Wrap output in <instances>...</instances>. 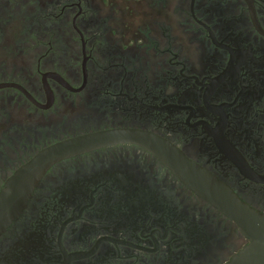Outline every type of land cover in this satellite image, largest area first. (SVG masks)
I'll return each instance as SVG.
<instances>
[{"label": "flooded vegetation", "instance_id": "af4514ba", "mask_svg": "<svg viewBox=\"0 0 264 264\" xmlns=\"http://www.w3.org/2000/svg\"><path fill=\"white\" fill-rule=\"evenodd\" d=\"M114 129L159 143L49 166L0 264H228L250 239L192 180L264 213V0H0V194L43 150Z\"/></svg>", "mask_w": 264, "mask_h": 264}, {"label": "water", "instance_id": "95a60500", "mask_svg": "<svg viewBox=\"0 0 264 264\" xmlns=\"http://www.w3.org/2000/svg\"><path fill=\"white\" fill-rule=\"evenodd\" d=\"M125 140H142L152 146L159 143L148 133L114 129L66 139L40 152L30 163L19 169L0 194V233L22 212L41 176L53 163L107 143ZM199 172V180H192L196 189L228 212L250 239L228 264H264V213L245 205L231 190L202 169Z\"/></svg>", "mask_w": 264, "mask_h": 264}]
</instances>
